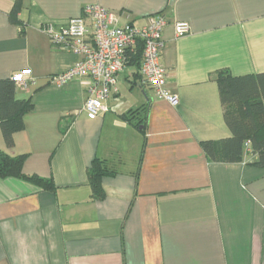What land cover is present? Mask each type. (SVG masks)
Listing matches in <instances>:
<instances>
[{"label":"crops","instance_id":"1","mask_svg":"<svg viewBox=\"0 0 264 264\" xmlns=\"http://www.w3.org/2000/svg\"><path fill=\"white\" fill-rule=\"evenodd\" d=\"M14 2L0 0V80L28 70L34 84L17 96L32 109L11 148L0 133V151L26 155L23 172L57 190L0 180V264H264V168L249 157L211 163L200 147L230 136L218 72L264 73V0H22V36L9 21ZM89 4L114 12L120 27L164 16L161 63L175 106L142 85L137 47L103 114L83 110L86 79L50 83L76 58L44 29ZM174 23L189 34L177 38ZM94 159L116 172L102 179V200L90 198Z\"/></svg>","mask_w":264,"mask_h":264},{"label":"built area","instance_id":"2","mask_svg":"<svg viewBox=\"0 0 264 264\" xmlns=\"http://www.w3.org/2000/svg\"><path fill=\"white\" fill-rule=\"evenodd\" d=\"M167 24L158 14L143 27H120L114 12L97 4L85 5L82 15L64 27L44 29L54 47L68 49L76 58L67 71L51 77L50 83L60 87L75 78L86 79L88 98L83 110L91 117L103 114L108 111L107 101L115 91L117 77L126 67L127 53L139 47L142 85L175 106L177 99L166 88L168 73L161 63L162 34ZM173 27L177 38L189 34L186 23H174ZM12 81L18 92H26L34 84L28 70L13 74Z\"/></svg>","mask_w":264,"mask_h":264},{"label":"trees","instance_id":"3","mask_svg":"<svg viewBox=\"0 0 264 264\" xmlns=\"http://www.w3.org/2000/svg\"><path fill=\"white\" fill-rule=\"evenodd\" d=\"M21 6L22 0H15L9 13V21L19 27L20 36L23 35V25L18 19ZM130 56L131 63L138 64L141 49L137 47ZM215 81L223 120L230 136L218 141L201 142L203 154L209 162L216 164L240 163L244 157H249V164L264 168V73L232 76L220 70ZM17 93L12 76L0 80V133L7 148L13 146L14 134L24 129V117L32 109L31 100L18 98ZM144 110V107H140L130 116L143 113ZM25 159L26 155L10 156L0 151V180L18 179L42 191L55 193L57 187L52 178L26 175L23 172ZM114 175L116 172L110 170L105 161L93 160L86 172L92 200L104 198L101 181L104 177Z\"/></svg>","mask_w":264,"mask_h":264}]
</instances>
